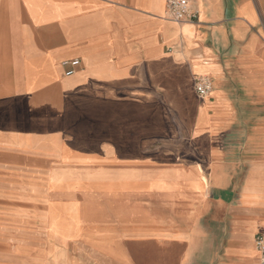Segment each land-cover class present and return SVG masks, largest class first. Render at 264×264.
<instances>
[{"label": "crops", "instance_id": "0c3cea01", "mask_svg": "<svg viewBox=\"0 0 264 264\" xmlns=\"http://www.w3.org/2000/svg\"><path fill=\"white\" fill-rule=\"evenodd\" d=\"M189 2L0 0V264H258L264 0Z\"/></svg>", "mask_w": 264, "mask_h": 264}, {"label": "built area", "instance_id": "2783aa9c", "mask_svg": "<svg viewBox=\"0 0 264 264\" xmlns=\"http://www.w3.org/2000/svg\"><path fill=\"white\" fill-rule=\"evenodd\" d=\"M166 13L176 22L197 19V12L191 9L189 0H166ZM78 60L71 61L75 65ZM211 89V81L207 76L194 77V90L199 98H205ZM255 248L259 254L258 264H264V228L255 237Z\"/></svg>", "mask_w": 264, "mask_h": 264}, {"label": "rangeland", "instance_id": "374dc122", "mask_svg": "<svg viewBox=\"0 0 264 264\" xmlns=\"http://www.w3.org/2000/svg\"><path fill=\"white\" fill-rule=\"evenodd\" d=\"M51 216V219L53 220V222H52V228H53V231H55L56 233H60V230L61 231H65V229H64V226L66 225V224H64V226L63 225H61V227H60V214H59V216L58 217H56V214H54V215H50ZM54 218H53V217ZM33 243L34 244H36L37 246H34V251H37V252H44V247H42V246H38V245H41L42 244V240L40 239V236H37V233H33ZM40 250V251H39ZM43 250V251H42Z\"/></svg>", "mask_w": 264, "mask_h": 264}]
</instances>
